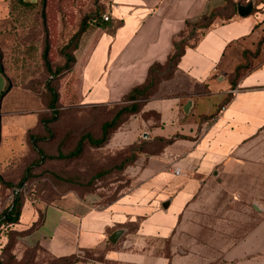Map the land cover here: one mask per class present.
I'll list each match as a JSON object with an SVG mask.
<instances>
[{
  "label": "crops",
  "instance_id": "crops-1",
  "mask_svg": "<svg viewBox=\"0 0 264 264\" xmlns=\"http://www.w3.org/2000/svg\"><path fill=\"white\" fill-rule=\"evenodd\" d=\"M104 1L108 20L99 27L81 70L87 105L118 103L144 82L151 64L166 61L172 39L186 20L225 4L224 0ZM233 1L242 5L253 1L256 11L214 23L194 48L185 50L173 77L159 84L138 118L116 131L109 145L127 144L133 127L137 134L142 130L146 141L182 138L159 154L141 156L144 168L134 173L135 186L106 206L26 202L12 230H26L39 213L43 219L34 232L16 238L12 252L18 260L25 251L36 249V257L45 258L41 264L70 256L77 258L70 264H264V208L255 204L251 208L238 194L227 197L233 207H199L197 202L199 195L208 201L220 196L199 189L210 177L220 183L223 172H241L243 154L253 150V142L264 130V65L246 74L232 99L222 105L230 92L228 76L223 74L227 64L240 58L242 51L252 50L264 33V0ZM240 62L232 63L228 74ZM6 84L0 66V133L2 101L7 99L1 94ZM143 112H155L158 122L143 118ZM175 168L180 170L178 175ZM240 213L249 222L239 221ZM117 230L122 234L112 243L109 237ZM168 238L181 249L170 256H151L152 242ZM86 253L92 256L85 257Z\"/></svg>",
  "mask_w": 264,
  "mask_h": 264
},
{
  "label": "rangeland",
  "instance_id": "rangeland-1",
  "mask_svg": "<svg viewBox=\"0 0 264 264\" xmlns=\"http://www.w3.org/2000/svg\"><path fill=\"white\" fill-rule=\"evenodd\" d=\"M224 7L225 4L216 9L219 17L214 19L213 24L224 22L229 17V10H224ZM100 15H108L104 0H0V64L10 84L9 91L3 96L7 99H3L1 106L0 174L6 182L18 187L17 183L30 167L27 180L18 187L25 202L33 205L82 202L90 207L106 206L131 190L135 186L134 173L144 168V161L139 158L124 170L117 169L119 163L129 156V149L122 150L123 147L134 144L135 150L150 152H157L159 148L157 144L149 149L144 146L141 143L144 141L142 130L137 134L133 127L128 130L132 139L128 136L127 144L110 146L108 142L101 148L87 146L79 156L71 159L55 157L59 148L63 154L72 150L83 131L97 134L99 123L110 118L122 105L120 101L105 105L84 103L86 90L82 92L81 89V70L96 41L99 27L94 25V21L100 22ZM83 21L86 28L78 37L75 47L64 50L72 56L70 69L60 74L48 73L42 60L44 48L48 47V60L54 71L65 63L63 48ZM201 25L200 20V28L189 36L187 42L192 43L205 31ZM255 48L247 53L246 50L242 51L240 58H233L234 62L241 60L237 64L241 67L240 77L264 63V44L259 57H253ZM234 62L227 64L224 75L230 74L227 71L233 68ZM47 82L57 96L56 121L51 124L52 134L37 143L42 157L32 148L29 136H43L40 118L47 119L51 115L48 108L51 95L45 88ZM233 92L235 90L226 93L224 99ZM96 106L99 108L92 110ZM142 116L149 118L151 123L158 122L155 112H144ZM136 118L138 115L129 118L126 123ZM81 120L84 126L80 125ZM132 132L135 133L133 137ZM242 159L244 167L241 172L230 169L222 173L220 183L210 177V181L201 186V193H220V196L208 201L199 195V207H233L232 200L227 197L238 194L251 208L254 204L260 209L264 208V130L253 142V150L244 153ZM237 218L243 223L249 222L246 214L240 213ZM251 218L254 223V213ZM1 231L4 234L0 238V249L7 241L9 228L5 226ZM180 249L181 246L179 249L172 246L168 238L152 242L149 250L151 256L160 253L170 256ZM12 250L6 252V264H41V260H45L41 255L36 257L26 254V251L23 258L18 260ZM91 256L90 253L85 255Z\"/></svg>",
  "mask_w": 264,
  "mask_h": 264
},
{
  "label": "trees",
  "instance_id": "trees-1",
  "mask_svg": "<svg viewBox=\"0 0 264 264\" xmlns=\"http://www.w3.org/2000/svg\"><path fill=\"white\" fill-rule=\"evenodd\" d=\"M225 7L224 10H229V17H227V20H230L234 16L237 15V8H236V2L233 0H224ZM241 4V3H240ZM256 9H254V12ZM94 21V25L96 27H103L105 26V21ZM219 17V13H217L216 10L206 12L202 17L194 20H186L184 22V28L182 31H180L175 37L172 39V49L169 55L167 56V59L164 63H153L149 66L145 80L142 84H139L133 88L130 89L128 93H126L124 96L121 97L120 102H122V105L117 107L116 111L110 118H106L101 123H99L98 126V133L94 134L93 132H82L79 134L77 142L74 146V148L67 153L63 154L60 150V148L57 150V153L55 155L58 159H71L74 157L79 156L85 149V147H92V148H101L104 147L112 137V135L121 128L122 125H124L129 118L132 116L138 115L141 113V110L143 109L146 101L150 99L152 96H154L159 88V84L163 81L169 80L173 77L174 72L177 68L178 62L180 61V58L184 54L185 50L187 48H194L199 40L205 35L207 30L213 25V21L215 18ZM201 20L202 25L201 27L205 29V31L192 43L187 42L189 39V36H193L196 29H199V21ZM86 28L85 21L82 22L80 25L78 31L73 34V36L69 39V42L67 45L63 48V55L66 58L65 63L62 66L56 67L54 71L51 70L49 60H48V47L46 46L42 53V60L45 65L46 70L48 73L53 74H60L63 71H67L71 67L72 63V56H70L68 53H65L64 50L69 48L70 46L75 47L76 41L78 37L80 36L81 32L84 31ZM264 44V33L260 37L259 41L256 44L255 53L253 54V57H259L261 52V46ZM245 52V51H244ZM247 52H251L249 50H246ZM264 65L262 63L260 66H256L254 68H251L246 74L250 73L252 70H255L259 67ZM1 66V64H0ZM240 65H237L232 73L228 75V82L230 84V91H233L236 89V86L238 82L246 75H242L240 77L239 71ZM2 68V67H1ZM4 73V71H3ZM6 77V75L4 74ZM6 87L4 91L1 94V97H3L10 88L9 81L6 77ZM46 90L50 93L51 99L48 102V108L51 111V115L47 119L40 118V122L43 127V136H29L30 144L32 148L43 157L42 151L38 147L39 141H44V137L47 135H51V124H53L56 121V102H57V96L54 92L53 87L49 82L45 84ZM233 94L226 97V99L223 101L222 105L227 104V102L232 99ZM99 106L92 107L93 109H97ZM144 112L142 113V115ZM156 114V113H155ZM157 115V114H156ZM158 116V115H157ZM129 117V118H128ZM128 118V119H127ZM82 126L85 125L83 120H81ZM84 123V124H83ZM182 138L179 135H175L169 139L164 138H154L150 141H141L144 146H147L148 149L152 145H159V148L157 152H150L148 150H135V145L131 144L130 146L123 147L124 149H129V156L125 159H123L119 165L116 167L119 170H124L128 165H132L137 159H139L140 155H144L145 157H149L152 155L159 154L162 152V150L173 143L176 139ZM62 145V143L60 142ZM121 150V151H122ZM139 153V154H138ZM138 154V155H137ZM54 157V156H53ZM30 167L26 169V174L19 180L17 183L18 187H21L22 184L27 180V173H29ZM0 185H1V196L0 201L2 205V209L0 212V238L3 237V228L7 226L9 228L8 235H6V243L4 246L0 249V264H6L4 262L6 252L9 250H12L16 241L17 237H23L26 236L32 232H34L42 223V214L39 213L38 218L35 222L32 223V225L27 228L26 230L17 232L15 230H12V228L18 224L20 215L22 212V208L24 206L25 199L21 195L20 189L18 187H14L11 185V183L6 182L3 177L0 174ZM15 189H19L17 193H14ZM124 194V193H123ZM11 196L12 200L9 201V197ZM121 195L116 197L114 200H112L110 203L117 200ZM10 237V238H9ZM26 254L36 256V249H30L26 252ZM101 258V257H100ZM77 258L74 256L70 257H64L59 259H51L48 264H70L73 262H76Z\"/></svg>",
  "mask_w": 264,
  "mask_h": 264
},
{
  "label": "water",
  "instance_id": "water-1",
  "mask_svg": "<svg viewBox=\"0 0 264 264\" xmlns=\"http://www.w3.org/2000/svg\"><path fill=\"white\" fill-rule=\"evenodd\" d=\"M236 8H237V15L239 17H247L249 16L252 12H253V9H254V3L253 1H249L248 3L242 5L240 3H237L236 4ZM190 106V103L187 102V104L185 105V107L183 108V110L185 112H188V107ZM166 204H163V207L166 208ZM122 234V231L121 230H117L115 231L110 237H109V241L112 242V243H115L116 240L118 239V237Z\"/></svg>",
  "mask_w": 264,
  "mask_h": 264
},
{
  "label": "built area",
  "instance_id": "built-area-1",
  "mask_svg": "<svg viewBox=\"0 0 264 264\" xmlns=\"http://www.w3.org/2000/svg\"><path fill=\"white\" fill-rule=\"evenodd\" d=\"M102 19H103V21H107L108 20V15H103L102 16ZM180 173V170L178 169V168H175L174 169V174H176V175H178ZM19 191V189H15V191H14V193H17ZM9 201H11L12 200V198H11V196L9 197V199H8ZM89 264H101V263H99V262H91V263H89Z\"/></svg>",
  "mask_w": 264,
  "mask_h": 264
}]
</instances>
